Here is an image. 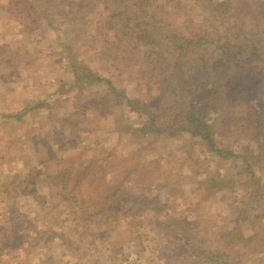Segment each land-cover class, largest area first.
<instances>
[{
	"label": "rangeland",
	"instance_id": "1",
	"mask_svg": "<svg viewBox=\"0 0 264 264\" xmlns=\"http://www.w3.org/2000/svg\"><path fill=\"white\" fill-rule=\"evenodd\" d=\"M75 1L74 6L69 4L72 0L47 2L54 9L59 2L64 9L73 8L74 18H81L83 13L89 30L97 37L92 48L78 42L75 55L95 73L109 77L118 92L130 98L150 99V89L158 95V84L143 80L138 61L147 52L151 59L171 53L164 42L170 41L165 37L172 35V29L198 40L212 33L239 40L241 30L264 52V0L260 5L257 0H235L226 14L232 16L229 28L214 27L206 21L210 11L194 6L195 0H114L106 9L100 8L107 5L103 0L95 1V7L94 0ZM42 2L0 0V206L17 202L15 205L56 207L60 212L57 216L65 222L68 250L80 255L78 260L72 259L74 264L81 260L87 264L92 256L97 260L91 264H204L189 252L184 231L187 235L190 231L200 234L204 245L227 251L242 264H264V137L255 135L251 139V133L243 130L238 116L245 113V104L228 105L223 111L220 107L206 110L205 121L212 123L220 146L256 155L259 160L254 167L209 152L199 136L144 133L142 126L148 118L131 112L125 98L109 94L106 83L75 82L69 61L61 58L70 37L48 27L37 14L40 8L28 6ZM122 9L126 13L142 10L138 17L145 20L155 18L150 20L157 22L148 32L152 35L150 45L134 42V36L126 37V29L122 39L112 40L116 30L104 27L102 18L104 12L113 14ZM121 25L117 23L116 29ZM141 27L139 24L138 29ZM162 32L164 35L157 36ZM104 38L106 43H101ZM102 47L134 54L135 65L128 60L127 66L120 68L108 58L97 56L104 51ZM165 101L170 103L172 114V100ZM39 102L46 104L37 107ZM19 112L24 113L21 119L9 117ZM91 158L109 171L105 177L109 185L118 184L114 181L117 172H122L118 180L125 178L117 198L103 206L104 211L101 207L90 220L82 221L81 208L64 197L66 191L62 190L72 187L73 174L56 178L60 174L56 173L62 167L74 171L72 164L83 169ZM110 162L113 171L107 166ZM129 167L132 172L124 174ZM216 173L218 186L212 180L203 183ZM81 182L71 193L88 200L92 184L88 179ZM16 189L21 191L17 198L13 194ZM123 191L128 195L132 192L142 204L137 213L116 210L123 206L118 201ZM90 207L91 211L96 208ZM17 218L13 215L12 220ZM57 219L52 218L55 222Z\"/></svg>",
	"mask_w": 264,
	"mask_h": 264
},
{
	"label": "trees",
	"instance_id": "2",
	"mask_svg": "<svg viewBox=\"0 0 264 264\" xmlns=\"http://www.w3.org/2000/svg\"><path fill=\"white\" fill-rule=\"evenodd\" d=\"M42 1L44 2L40 3L39 6L32 4H28V6L33 9L40 8L37 14L46 22L48 27L65 32L70 37V41L65 43L67 52L66 54L61 53L64 55L61 58L69 61V66L75 76V82L80 84L92 82L106 83L109 88V94L125 98V103L131 112H137L148 118V122L142 126L144 133L162 132L163 134H171L173 136L179 134H188L192 137L199 136L205 141L207 150L215 152L221 158H232L234 161L240 159L244 164L249 162L247 165L251 167H254L255 162H258L259 158H256V155L251 152L249 154H246V152L235 153L228 145L220 146L217 142V134L214 133L212 123L205 121L206 110H216L220 107L221 111H223L224 107L228 105L232 107L241 102L245 104L246 108L245 113L238 116L243 130L245 129L251 133L249 136L251 139H254L255 135L256 137H264V52L261 51L257 44H251V36H246L240 30L239 40L231 39L226 36L227 34L223 35V33L221 35L215 33L207 34L206 37L198 40L199 37L180 35L175 29H172V35L165 37V39L170 41L164 42V46L169 48L172 54L170 52L163 53L164 57L157 55L154 56L155 59H151L152 57L148 56L151 55L150 52H147L138 61L139 70L143 69V73L141 74L143 80L158 84V89L156 90L159 92L158 95H155L153 89H150V99L142 100L140 97L130 98L125 93L118 92V89L113 85L109 77L95 73L85 63V60L78 59V55H75L74 52L80 45L78 42L81 44L86 43V47L92 48L94 39L97 37V34L91 33L92 31L89 30L83 13L81 14V18L78 16L74 18L72 17L73 8L64 9V7H61L62 3L59 2L54 9L47 2L50 0ZM95 1L98 2V0H94V7L97 5ZM103 1L107 5L100 6V8L106 9L114 0ZM118 1L121 2L122 0ZM234 3L235 0H207L205 3L203 0H195L194 6H200L202 9L206 8L210 11V14L206 11L202 12L208 14L205 19L212 23L214 27L222 26L226 28L227 26L229 28L231 27L229 24L231 23L232 16L231 14H226ZM257 3L260 5V0H257ZM69 4L74 6L77 2L72 0ZM48 6L51 8L50 11ZM101 11L104 12V10ZM140 13H142V10L137 11V13L133 11L126 13L124 9L120 12L114 11L113 14L104 12V17L102 18L104 19L103 26H109V30H116L112 40L122 39V35L126 29V37L132 38L134 36V42H148L150 45L152 40L149 38L152 35H149L148 32L156 26L157 22L150 21L155 19L154 17H151L150 20H145L141 16L138 17ZM117 23H122L120 29H116ZM139 24L142 25L140 29H138ZM76 25H78L77 28H75ZM235 34L238 36L237 31H235ZM160 35H164V32L157 36ZM106 41L107 39L104 38L101 43H106ZM133 46L136 47L137 45L134 44ZM110 48L102 47L104 51L97 53V56L108 58L113 63L115 62L118 66H121L120 68L127 66L128 60H133L131 65H135L136 56L134 54H125L122 50ZM117 51L118 53L116 54ZM145 57L148 58L145 59ZM169 62L172 63L169 64ZM145 65L146 69H144ZM165 99L168 102L172 100V114H169L170 111L168 110L170 109V103L167 104ZM159 101L164 102L162 105H155ZM45 104L44 102H39L37 107H43ZM165 114L167 115L165 116ZM23 115V112H19L9 115V117L19 120ZM162 116L165 119H159ZM260 144L262 143L259 142L258 145ZM250 158L251 160H249ZM70 161L73 162V159ZM90 161L89 164L82 166L83 169L76 164H72L74 171L70 167H62L56 173H60L56 175V178L58 176L59 178H67L69 173L73 174L72 187L66 188L65 186L62 190L66 191L63 192L64 197H68L74 201L76 208H81L79 214H82V221L90 220L93 217L92 213L100 211L99 208L108 204L109 201L115 200L118 196V191L121 190L119 185L125 178L118 180L117 175L122 174V172H117L114 175L115 178H113L118 184L111 186L105 178L109 171L102 169L97 160L91 158ZM66 163H69V160ZM107 166L111 167V171H113L112 162ZM128 172H132L131 167L124 170V174ZM214 176H219V173L212 174L208 177L210 179H203V183L212 180L214 186H218L220 180L217 181L218 177ZM86 178L92 184L89 198L88 200L78 199L77 193L71 192L82 183L81 181H86ZM91 178H98V183L91 181ZM255 182H258L257 178H255ZM104 185L105 189L101 190ZM125 189L127 190L128 188ZM109 190L111 191L109 192ZM256 194H258V189L255 190ZM118 201L119 203H123V206L116 207V210L122 211L125 214L137 213V208L142 205L137 198L132 197V192H129L128 195V193H124L123 191L119 194ZM83 203L86 204L82 206ZM99 204H102V206L99 207ZM90 206L96 208L91 211ZM101 210L104 211V207ZM78 222L80 223V218H78ZM184 234L185 244L189 252L196 258L199 257L201 263L242 264L241 259L238 257L234 255V257H229L230 253L227 251L217 250L215 246L207 247L204 245L205 240L201 238L200 234H195L192 231H190L189 235H187V231H184ZM198 238H201V240H198Z\"/></svg>",
	"mask_w": 264,
	"mask_h": 264
},
{
	"label": "crops",
	"instance_id": "3",
	"mask_svg": "<svg viewBox=\"0 0 264 264\" xmlns=\"http://www.w3.org/2000/svg\"><path fill=\"white\" fill-rule=\"evenodd\" d=\"M13 194L19 197L21 191L16 190ZM15 203L0 206V264H74L72 259L78 260L79 253L68 250L65 222L57 216L60 212L56 207H30ZM13 215L20 220L13 221ZM52 218L58 219L55 222ZM15 242L17 245L13 244ZM93 257L87 264L97 260ZM81 261H77L78 264L86 262Z\"/></svg>",
	"mask_w": 264,
	"mask_h": 264
}]
</instances>
